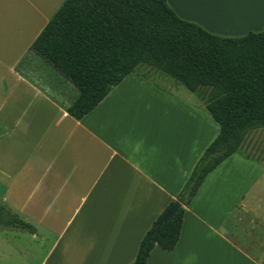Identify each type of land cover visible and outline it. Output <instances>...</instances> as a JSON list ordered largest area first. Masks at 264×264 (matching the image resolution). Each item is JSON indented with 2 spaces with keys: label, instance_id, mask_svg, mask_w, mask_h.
<instances>
[{
  "label": "crops",
  "instance_id": "crops-1",
  "mask_svg": "<svg viewBox=\"0 0 264 264\" xmlns=\"http://www.w3.org/2000/svg\"><path fill=\"white\" fill-rule=\"evenodd\" d=\"M13 1L14 9L0 3V223L32 226L36 264H132L219 126L201 99L187 103L149 71L129 74L83 118L71 117L77 90L31 50L64 0ZM166 1L220 37L264 30V0ZM262 130L207 174L175 247L155 245L147 264H264V151L255 158L246 149Z\"/></svg>",
  "mask_w": 264,
  "mask_h": 264
},
{
  "label": "trees",
  "instance_id": "trees-1",
  "mask_svg": "<svg viewBox=\"0 0 264 264\" xmlns=\"http://www.w3.org/2000/svg\"><path fill=\"white\" fill-rule=\"evenodd\" d=\"M31 50L77 90L67 108L77 120L145 68L195 94L219 126L182 191L142 238L132 264H147L155 245L175 247L184 208L207 174L241 148L248 132L264 129V30L220 37L178 17L166 0H64ZM175 202L180 208L161 223ZM2 225L34 232L18 219Z\"/></svg>",
  "mask_w": 264,
  "mask_h": 264
},
{
  "label": "rangeland",
  "instance_id": "rangeland-1",
  "mask_svg": "<svg viewBox=\"0 0 264 264\" xmlns=\"http://www.w3.org/2000/svg\"><path fill=\"white\" fill-rule=\"evenodd\" d=\"M22 0H16V3ZM1 5L4 9H14L17 6L14 5L15 2L13 0H0ZM139 70L147 71L145 68H139ZM150 78L163 89L173 93L178 98H182L187 103L190 104H198L203 105V102L198 100L195 94H192L188 90H186L183 86L176 83L175 81L158 77L155 72L149 71ZM211 117V116H210ZM212 119V118H211ZM248 151L247 154L251 156H255L257 158L259 153L264 151V130L253 132L250 135V139L248 142ZM244 148L240 149V152H244ZM262 199H264V193L262 194ZM3 216V215H1ZM3 219L4 217H0ZM3 225L0 223V264H36V260L31 256V240L30 236L26 233H23V236H18L17 238H13V235L9 232L2 230ZM17 244L20 248L17 250L14 245Z\"/></svg>",
  "mask_w": 264,
  "mask_h": 264
},
{
  "label": "water",
  "instance_id": "water-1",
  "mask_svg": "<svg viewBox=\"0 0 264 264\" xmlns=\"http://www.w3.org/2000/svg\"><path fill=\"white\" fill-rule=\"evenodd\" d=\"M180 203L179 202H175L173 204V206L171 207V209L167 212V214L164 216L163 220L161 223H164L166 221H168L175 213L176 211L180 208Z\"/></svg>",
  "mask_w": 264,
  "mask_h": 264
}]
</instances>
